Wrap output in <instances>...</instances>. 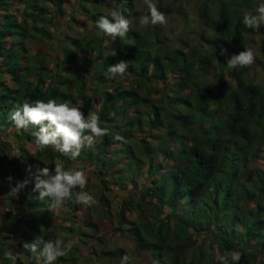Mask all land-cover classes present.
I'll return each mask as SVG.
<instances>
[{
  "label": "trees",
  "instance_id": "obj_1",
  "mask_svg": "<svg viewBox=\"0 0 264 264\" xmlns=\"http://www.w3.org/2000/svg\"><path fill=\"white\" fill-rule=\"evenodd\" d=\"M51 1L56 12H63L62 4L68 3ZM259 1L254 7L255 0H201L190 44L185 36L171 45L157 26L143 29L135 24L140 15L134 0H75L72 9L84 18L77 23L73 12L72 23L82 26L89 21L95 30L101 15L123 5L121 10L126 9V18L131 19L130 30L123 40L117 37L112 42L98 28L96 33L85 28L88 34L68 37L67 44H59L63 56L55 54L49 67L44 63L49 56L30 52L27 41L43 42L51 36L44 19L48 15L51 22L56 12L45 8L40 0H23L20 17L12 8L15 0H0V131L16 129L9 119L16 103L55 99L81 107L85 118L90 112L97 113L100 126L108 128L109 134L96 139L91 148L85 147L76 160L93 164L103 188L108 182L123 185L126 179L144 176L139 192H131L122 200L116 217L117 228L127 232L135 248L151 255L150 264H221L211 252L195 249L201 237L211 238L222 255L241 253L238 262L229 260V264H263L264 168L253 163L259 155L264 158V77L258 76L264 73V26L253 30L242 23L244 8L255 14L258 5L264 3ZM102 3V9L96 11L88 7ZM183 7L182 3H170L162 12ZM255 35L261 40L254 63L229 68L227 59L251 47ZM80 53L89 55L84 64L92 71L90 76H77L79 68L74 63ZM121 60L129 64L125 74L106 78L108 66ZM157 83L164 85L158 88ZM96 98L99 101L94 108ZM37 130L32 126L28 132L16 130V135L20 141H34L32 133ZM5 149L0 142V180L7 181L8 173L13 181L27 178L30 182L4 212L0 264H12L4 253L13 229L19 225L24 234L16 246L21 253L16 264H35L23 249L24 242L43 235L45 240L58 237L67 243L68 237L49 232L56 228L51 224L53 210L47 198L36 199L39 193L33 191L34 173L40 167L36 159L30 154L22 155L19 161L6 158ZM35 154L49 161L69 159L50 147L41 150L36 146ZM5 161L11 163L9 168H3ZM77 190L73 189L70 201L82 209L85 205L75 202ZM98 192L100 205L109 206L103 189ZM132 210L139 222L127 227L126 215ZM83 217L72 219L75 227L70 223L58 226V230L72 231L76 237L71 239L75 241L72 249L55 264H77L72 250L86 244L82 237H90L98 225ZM35 218L42 220L44 232ZM98 218L107 221L103 216ZM98 241L102 244L94 252L99 258L110 255L114 264H121L122 257L128 255L123 248L104 249L107 240ZM93 254L83 261H92Z\"/></svg>",
  "mask_w": 264,
  "mask_h": 264
},
{
  "label": "rangeland",
  "instance_id": "obj_2",
  "mask_svg": "<svg viewBox=\"0 0 264 264\" xmlns=\"http://www.w3.org/2000/svg\"><path fill=\"white\" fill-rule=\"evenodd\" d=\"M41 3L45 6V8L49 9L52 12H56V8L54 3L51 0H40ZM201 0H191L189 3H185L184 0H154L156 3L158 9L162 12L163 8L170 4V3H175L183 4L182 9H177L175 12L172 13H164L166 15L167 23L164 25H149L147 27H152V26H157L158 29L160 30V33L165 35L168 39L171 41V45H177L178 43H175L178 39V37H185L187 36L188 38V43L190 44V36L194 35V31L196 29V23H195V13L198 8V5ZM264 1V0H263ZM260 1L255 0V5L259 3ZM75 0H68V3L62 4V9L63 12H56L55 17L53 16V19H51V22L48 21V15L45 16L44 21L47 18V21L44 23V25L47 27L49 31H51V36H46V39L43 42H30L27 41V45L29 47L30 52H35V51H41L42 54H45L49 56L46 59H44V63L47 64V66L52 67L53 61H51V58L55 56V54L60 53L61 56L63 54L60 52L59 49V44L63 41L67 44L68 37H77V36H82L84 34H88V31L85 29L92 30V33H96L97 28L95 30L92 29L91 23L84 22L82 26L76 25L71 22L72 19V13L74 12L72 7L74 6ZM104 3H102L101 6L96 7L95 5H89V8H93L98 10L102 9ZM134 5H135V10L139 11L140 17L142 15H147V6L144 4V0H134ZM24 6L23 0H15V2L12 3V8L15 11V13L21 14V9ZM253 8V7H252ZM249 9V8H247ZM244 8V13L248 12V10ZM212 12L215 11V7L212 6L210 8ZM75 19H77L80 22L82 18L81 13L79 12H74ZM23 14H21L20 17H22ZM19 17V18H20ZM139 17V19H140ZM28 19H31L30 17H27ZM131 20V19H130ZM40 24V22H38ZM138 27H142L139 24L135 23ZM147 27H142L143 29H146ZM85 31H84V30ZM62 33V34H61ZM190 37V38H189ZM260 35H255L254 36V41L251 44V48L254 50L255 55L258 53V46L260 43ZM26 43V42H25ZM89 57L87 54H78L77 58L74 63V67L79 68V73H77V76H90L92 74V71H90V68L87 67L84 64V59ZM82 70V71H81ZM81 71V73H80ZM258 76L260 78L264 77V73H258ZM257 76V77H258ZM6 82L11 83L8 79H4ZM164 84L162 83H157V87L160 88ZM91 89L94 87L92 83H90ZM90 91V90H89ZM91 92V91H90ZM156 97V96H155ZM98 98L95 99V103L92 105V107L97 108L98 106ZM16 130L13 128H7L4 131H0V142L6 146L5 149V155L6 158L9 157V155H19L18 157H12L16 160H20L22 155L30 154L32 158L36 159L35 164L40 166L41 168L45 167V164L54 170V164L56 162H62L64 164L65 169L72 168V167H77L80 170L84 171L86 176H87V184L84 188V191L91 193L95 200L96 203L92 206H87L85 205L82 209L78 207H74V202L72 201H65V203L58 209L53 210V215H52V225H56V228H52L49 230L50 233L56 234V235H61L62 233L64 235H67L68 240L76 237L75 234H73L72 231L70 232H62V230H58L59 225H68L70 223L71 226L75 227L76 223L71 222L72 219H76L78 215L82 216H88L92 221H96L97 229L90 231L88 235L90 237H82L83 239L87 240L86 244H80L77 247V250H72L75 252V256L78 258L77 264H87L88 262L91 261V259H85L83 261V258L89 253L93 252L92 258L93 260L91 261L92 264H114V261L110 259V255L103 256L102 258H99L98 254L95 251V248L97 249V246H100L102 243L98 241V238H101L103 240H107L106 245H102L104 249H115V248H123L131 258V264H150L152 261L151 255L147 252H142L138 251L132 239L128 236L127 232L124 230H119L117 228V217H116V212L119 209V206L121 205V202L123 199L127 198L128 195L131 194V192H139L141 188V183L144 180V176L136 178L134 181H130L129 179H126L123 185H115L112 184V182H108L107 188H103L101 181L99 178L96 176V171L95 167L91 162L89 161H78V160H71L68 159V162L61 161L59 159H54L53 161L49 160H44L42 157H37L35 154L36 151V145L34 144V141L24 139L22 141L19 140L18 136L16 135ZM18 132V131H17ZM142 136V134H140ZM98 139V138H97ZM136 148V147H134ZM260 154V152H259ZM13 159V160H14ZM11 161L14 162V161ZM165 161V160H164ZM11 163L8 164L7 161H5L3 168H9ZM16 164V161H15ZM255 166H260L264 168V158H262L260 155L255 158V162L253 163ZM250 169L253 170V165L250 166ZM7 173V172H6ZM8 177V173L5 176V178ZM13 177V176H12ZM100 189H103L104 194L109 198V206H101L98 200L97 194L99 193L98 191ZM80 189L78 187L77 192H79ZM9 188H8V182L7 181H2L0 180V223L5 217L4 212L7 211L10 206L9 204L14 201H17V198H9L10 196L8 195ZM136 198V196L134 197ZM165 211L168 212V209H165ZM151 212L148 210L147 215L149 216ZM30 216V215H29ZM104 217L107 221L101 222L98 217ZM127 227L130 225L132 222H139L138 216L136 211L132 210L127 213ZM31 217L34 218V215H31ZM37 225L40 227L41 232H44V225L42 223L41 219L35 218ZM30 223V221H29ZM24 224V223H23ZM78 224V223H77ZM23 227L21 225L16 226L12 233H11V238L9 240H13L15 242L9 243V246L7 247L6 251H8L10 248L15 251L18 255H21L20 250L18 251L16 246L17 243L21 240V237L24 234L23 232ZM80 238V237H79ZM14 244V245H13ZM197 247L195 248L197 251H209L211 254L214 256L215 259H219L220 256H222L220 249L217 247L216 243L212 241L211 238H198L197 242ZM96 246V247H94ZM191 253H187L186 258L190 255ZM253 264H262L260 261L255 262ZM264 264V263H263Z\"/></svg>",
  "mask_w": 264,
  "mask_h": 264
},
{
  "label": "clouds",
  "instance_id": "obj_3",
  "mask_svg": "<svg viewBox=\"0 0 264 264\" xmlns=\"http://www.w3.org/2000/svg\"><path fill=\"white\" fill-rule=\"evenodd\" d=\"M147 6V15H142L139 24L142 27L149 25H164L167 23L166 15L161 12L154 0H144ZM113 7L109 9V15H101L96 21V27L112 42L119 37L123 40L130 30V20L126 18L124 9ZM109 16L111 18H109ZM242 23L249 29L258 30L264 26V3H260L253 12H245ZM255 61V52L251 47L244 48L238 54L231 55L226 65L231 68H244L251 66ZM127 61L121 60L118 63L109 65L105 73L106 78L114 79L123 76L128 69ZM9 119L17 130L28 132L32 126L38 130L32 133L35 137L34 144L41 150L52 148L54 151L71 160H76L85 147L91 148L96 139L109 134L108 128L100 126V116L90 112L85 118L81 107L70 106L68 102L57 103L55 99L36 100L31 102L16 103L10 112ZM90 133V134H86ZM19 155H9V158ZM30 171V170H29ZM8 195L18 198L19 194L29 184V179L13 181L9 175L7 178ZM87 176L84 171L77 167L65 169L62 162L54 164V170L45 167H37L34 173V192L39 195L36 199L49 201V209L60 208L65 201L73 199V189L79 187L80 191L75 193V202L87 206L96 203L94 196L84 191L87 184ZM4 235H8L4 233ZM13 243L15 241L8 240ZM16 243V242H15ZM75 241L68 240L67 243L61 238L44 239L43 235L36 236L32 242H24L23 249L30 254L35 264H55V262L66 252L70 251ZM14 245V244H13ZM6 260L16 264L18 254L10 248L4 253ZM241 253L232 251L219 257L221 264H229V260L238 262ZM131 258L126 254L121 259V264H130Z\"/></svg>",
  "mask_w": 264,
  "mask_h": 264
}]
</instances>
